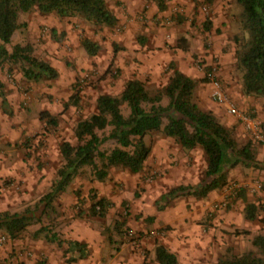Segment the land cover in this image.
I'll use <instances>...</instances> for the list:
<instances>
[{
	"label": "rangeland",
	"instance_id": "374dc122",
	"mask_svg": "<svg viewBox=\"0 0 264 264\" xmlns=\"http://www.w3.org/2000/svg\"><path fill=\"white\" fill-rule=\"evenodd\" d=\"M106 3L117 18L112 27L94 24L78 14L60 16L36 9L19 14L20 25L6 47L11 51L14 44H30L32 54L55 67L58 76L27 80L22 75L20 63L10 61L5 62L0 70V76L5 80L6 103V111H0V169L3 167L0 172V207L6 209L0 208V212H20L28 208L35 210V215L39 214L40 198L50 189L63 162L59 144L63 140L75 143V125L96 110L98 95L118 96L127 75L136 77V73L151 92L165 85L172 71L169 63L162 67L159 82L153 79L155 76L147 68L140 70L136 66L135 69L128 64L125 68L119 66L117 56L128 62L120 38L123 37L122 44L142 46L145 29L162 30L163 46L167 49L186 45L188 51H194L193 63L197 70L203 71V76L198 78L199 85L209 83L204 75L208 68H214L222 83L217 73L218 63L208 64L198 49L200 46L212 47L210 34L205 33L203 25L214 10L217 9L215 13L219 14L218 5L231 6L234 12V50L231 52L234 58L235 37L243 39L247 36L238 22L240 6L237 0H167L162 11L155 0H106ZM133 5L136 6L131 8ZM83 37L100 45L97 55L86 54L80 45ZM233 68V78L237 77L242 83V71L236 58ZM209 87L210 98L216 102L210 84ZM167 102V97H162L161 103L165 105ZM41 111L53 115L55 123L39 119ZM122 111L128 114L125 104ZM163 122L166 123V119ZM144 141L151 151L139 172L133 173L117 165L111 167L108 175L100 181L93 177L91 167L84 166L66 190L52 201L51 207L43 208L39 217L32 218L17 238H9L0 229V264H158L155 243H163L173 230L172 225L165 222L174 217L177 202L194 198L181 195L165 203L161 196L180 184L201 181L206 155L199 146L188 150L180 148L161 130L148 133ZM254 145L256 156L261 160L258 157L260 145ZM110 146L107 143L103 148ZM167 149L171 150L166 154L168 168L163 167ZM180 160L184 164L180 165ZM250 168L238 165L230 169L227 183L219 188L222 196L207 205L208 214L223 210L232 216L223 225L205 223L204 232L210 238L213 251L196 259L178 253L179 264H214L227 251L242 254L255 250L251 239L253 235L263 233L257 222L264 217V204L257 205L255 220H247L243 215L244 208L238 203L246 195L252 196L250 200L255 198L256 195L249 192L254 181L264 182V176H259L264 171ZM249 170L252 173H245ZM94 196L109 201L103 217L88 214ZM262 198V194L256 196V199ZM51 236L63 240L62 243L52 240ZM77 237L85 242L87 256L73 261L71 255L76 258L78 253L68 251L66 240Z\"/></svg>",
	"mask_w": 264,
	"mask_h": 264
},
{
	"label": "trees",
	"instance_id": "16d2710c",
	"mask_svg": "<svg viewBox=\"0 0 264 264\" xmlns=\"http://www.w3.org/2000/svg\"><path fill=\"white\" fill-rule=\"evenodd\" d=\"M155 1L159 10L165 8L167 0ZM237 2L240 6L238 22L247 34L243 39L235 37L234 40L235 58L242 71V91L264 97V0ZM32 9L41 13L55 12L60 16L78 14L94 24L108 27L117 22L106 0H0V69L7 61L19 62L22 75L27 80L54 79L58 76L55 67L32 54L30 44H14L11 51L6 47L20 25L19 14ZM203 26H209L206 20ZM80 45L88 56H95L100 50V45L87 37L81 38ZM180 47L187 49L186 45ZM168 66L172 71L167 82L154 92L138 77H131L125 81L118 96L98 95L96 110L75 125V143L63 140L59 144L63 162L50 189L40 198L39 214L35 215V210L28 208L20 212H0V229L9 238H17L32 218L39 217L43 208L51 207L52 201L66 190L82 167H91L93 177L100 181L108 175L111 167L117 165L133 173L142 170L151 151L144 137L153 131L161 130L184 149L199 146L206 155L204 178L196 184H180L172 188L161 196L165 203L181 195L205 197L210 191L223 187L228 181V171L238 165L264 171V161L257 158L255 143L248 139L239 144L232 128L221 123L212 110L202 108L195 101L199 80L177 69L173 61ZM2 88L0 82L2 107L6 111ZM164 96L168 99L165 105L161 103ZM124 104L128 109L127 115L122 111ZM39 119L49 124L56 121L48 111H41ZM107 143L112 146L103 148ZM108 205L106 198L94 196L88 214L103 217ZM256 205L261 204L247 201L243 209L245 219L256 218ZM260 221L263 233H257L251 239L255 250L242 254L227 251L214 264H264V217ZM52 240L63 241L55 237ZM66 243L68 251L78 253L76 258L71 255V260L87 256L84 242L66 240ZM154 253L158 264H179L176 255L163 244H157Z\"/></svg>",
	"mask_w": 264,
	"mask_h": 264
},
{
	"label": "crops",
	"instance_id": "0c3cea01",
	"mask_svg": "<svg viewBox=\"0 0 264 264\" xmlns=\"http://www.w3.org/2000/svg\"><path fill=\"white\" fill-rule=\"evenodd\" d=\"M119 1H130V0H119ZM214 5V2L212 3ZM136 5H133L131 8H134ZM231 6L223 5L222 3L218 5L219 14H216V10L212 13L211 17H208L206 21L209 26L204 28L206 34H210L209 38L212 42L211 46L202 47L199 45L198 49L201 54L207 60V63H218L217 73L219 74L222 80V86L228 98L236 104V106L241 110H250L253 112L254 116L263 122L264 124V97H257L252 94H244L242 91V83L240 80H237V77L234 79V68L233 63L235 58L232 56L231 52L234 50V43L232 41V25L234 23V12L230 8ZM162 11V10H160ZM205 23V22H204ZM145 37L143 38L142 46L138 44H122L123 37L120 38L121 49L126 53V60L128 62H123L117 56L116 62L120 67L125 68V64H128L131 68L139 66L140 70L148 69L149 72L155 76L153 79L159 82L160 71L164 67L165 63L173 61L174 66L187 74L188 76L198 79L203 76V71L197 70L193 63L192 53L193 50H182L181 48H174L173 50L167 49L166 46H163L162 42V30L156 31L152 30L151 27H148ZM159 30V29H158ZM119 43V42H118ZM124 43V42H123ZM191 49V48H190ZM225 50H227L225 52ZM138 60V62H137ZM216 62V63H214ZM1 70V69H0ZM132 77L127 75V79ZM136 77H141L137 75ZM161 79V78H160ZM126 80V79H125ZM124 80V81H125ZM0 82L3 84V80L0 76ZM4 88V84H3ZM2 88V90H3ZM210 87L209 83H201L197 85L195 90V100L196 102L204 109L212 110L217 118L223 123L226 127H230L234 131L236 140L239 143H243L248 139V134L243 128L242 124L230 114L225 112L224 106L214 102L210 98ZM2 109V100L0 97V111ZM5 111V110H4ZM183 149V147L179 146ZM169 150V149H167ZM188 150V149H187ZM171 150L164 153H170ZM177 152V150H175ZM203 152V151H202ZM178 155V154H177ZM258 157L262 160L264 159V147L260 145ZM163 167H169L168 159H164ZM184 164L180 160V165ZM3 167H1L0 172H2ZM251 169V168H250ZM236 171V170H235ZM241 172V170H239ZM245 173H252L249 171ZM261 177L264 176L263 172L260 173ZM242 179V178H241ZM200 182V181H199ZM195 184L198 182H194ZM2 189L0 188V191ZM222 196L219 189H214L210 191L205 197L202 198H189L190 200L185 202H177L175 209L174 217H170L165 223L172 225L173 230L168 233V237L163 243H155L165 245L171 252H173L179 262V255L186 256L188 258H195L202 256L204 253L209 255V252L213 251V246L209 245L210 238L208 234L204 232V228L207 224L212 223L213 225H223L227 221L232 219L231 213H226L223 210H218L214 212V215L208 214L207 205L212 201L219 199ZM251 195H246L243 199H239V205H242L244 208L247 201L254 203H260V199L253 197L250 200ZM188 204L190 206H188ZM257 206V205H256ZM6 209L5 207H0ZM217 213V214H216ZM255 220V219H253ZM207 223V224H205ZM257 224L262 228L261 222ZM256 224V225H257ZM74 240H81V237L73 238ZM86 240V238H84ZM85 243V242H84ZM90 247V246H87Z\"/></svg>",
	"mask_w": 264,
	"mask_h": 264
},
{
	"label": "built area",
	"instance_id": "2783aa9c",
	"mask_svg": "<svg viewBox=\"0 0 264 264\" xmlns=\"http://www.w3.org/2000/svg\"><path fill=\"white\" fill-rule=\"evenodd\" d=\"M204 75L207 77L211 86L212 98L219 104H222L226 112L234 116L243 126L248 134V138L259 145L264 146V124L257 119L250 110L239 109L226 95L220 79L218 78L214 68L205 70ZM249 192L252 195H263L260 201L264 204V187L261 180L254 181L249 186Z\"/></svg>",
	"mask_w": 264,
	"mask_h": 264
}]
</instances>
